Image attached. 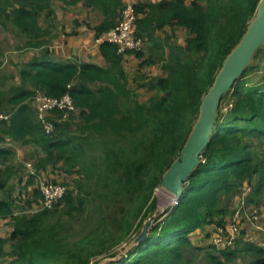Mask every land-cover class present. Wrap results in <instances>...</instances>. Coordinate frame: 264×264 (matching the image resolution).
I'll use <instances>...</instances> for the list:
<instances>
[{"label": "trees", "instance_id": "1", "mask_svg": "<svg viewBox=\"0 0 264 264\" xmlns=\"http://www.w3.org/2000/svg\"><path fill=\"white\" fill-rule=\"evenodd\" d=\"M50 1L0 0V17L11 18L28 37L29 47L40 48L49 31L41 29L38 17L52 13ZM57 1L69 6L83 1L99 9L104 20L94 29L95 39L117 26L124 6L122 0ZM258 1L132 4V35L142 39L145 49L128 54L137 58L140 69L158 66L162 73L138 75L134 89L128 87L124 56L106 42L99 44L104 67L76 59L55 62L47 54L21 65L20 86L0 91V111L9 115L1 124L0 137L5 134L14 141L36 144L46 155L45 164L58 170L63 163L65 172L78 174L81 182L70 190L64 182L41 180L66 187L53 207L64 208L66 221L50 210L14 215V201L0 200V219L12 225L8 236L0 238L1 264H88L90 247L97 243L104 251L108 238H117L107 230L109 218L123 231L130 230L128 219L133 215L142 224L155 212L153 190L179 155L202 98L244 34ZM165 28L170 34L156 35ZM180 29L186 32L181 44L173 40ZM256 59L259 63L248 68L231 89L229 109L226 113L219 109L214 135L175 210L155 220L145 239L119 264H264L263 250L248 240L244 228L232 247L216 249L210 244L204 249L192 241L206 226L215 230L228 222L242 187L252 188L247 199L254 208L264 192V151H256L264 148V49ZM254 69L262 74L257 83L248 79ZM140 89L148 95L143 101L136 92ZM36 93L56 99L68 93L78 112L79 131H69L73 113L63 120L54 112V131L46 134L31 108ZM5 187L0 179V190ZM34 193L39 208V188ZM95 214L94 227L72 245L66 242L65 224L83 219L87 229Z\"/></svg>", "mask_w": 264, "mask_h": 264}, {"label": "crops", "instance_id": "2", "mask_svg": "<svg viewBox=\"0 0 264 264\" xmlns=\"http://www.w3.org/2000/svg\"><path fill=\"white\" fill-rule=\"evenodd\" d=\"M160 1L162 0H122L123 4L130 3L136 5L156 4ZM187 1L189 0H185V2ZM49 9L52 13H43L41 15L42 23L38 21V24L42 30L46 29V31L51 32L55 29L54 32L57 31V33H51L53 36L50 39V43L45 47H40L37 51L30 48L25 56H21L19 59L20 64H15L16 70L12 75L13 78H10V86H20L21 80L18 72L22 64L28 63L32 58L40 57L43 54H47L48 58L55 62L76 59L81 63L94 64L100 67L105 66V61L99 52V45L95 42L94 29L101 25L104 20L100 10L86 6L83 1L78 2L74 6H69L57 0L50 1ZM51 16L52 20H50ZM156 35H158V32H156ZM173 40L181 44L184 39H179L176 35ZM178 40L180 41L178 42ZM138 63L139 61L133 54H127L123 58V68L128 78V87L130 89L135 88V76L142 74L141 72L146 69V67L140 69ZM151 68H155L152 76L162 74L158 66L150 67V71ZM127 69H130V71L127 72ZM26 88H29V85H26ZM140 90L136 92L138 93ZM31 108L34 112L35 120L34 104ZM45 159L46 155L42 149L34 143L14 141L5 134L0 137V160H4L1 163L2 167H0V179L6 183V187L0 190V200L10 197L14 201L12 203L14 215L31 214L36 211L37 200L35 199L34 191L37 190L38 184L41 181L39 178L40 174H47L50 167L49 164L44 163ZM43 164H45L44 169L42 168ZM44 170L45 172H43ZM237 201L238 199L236 198L234 205L235 203L237 205ZM262 218L263 216H261ZM11 229L12 225L7 220L0 219V238L7 237ZM208 229L213 230L214 226H206L204 231ZM245 230L248 240L259 243L261 239L259 231L253 230L251 227H246Z\"/></svg>", "mask_w": 264, "mask_h": 264}, {"label": "rangeland", "instance_id": "3", "mask_svg": "<svg viewBox=\"0 0 264 264\" xmlns=\"http://www.w3.org/2000/svg\"><path fill=\"white\" fill-rule=\"evenodd\" d=\"M50 20H52V16L50 17ZM38 21L39 23H42V16L38 17ZM54 25L56 24L54 23ZM54 30L55 29L49 32L48 35H44V37L41 38L44 47L50 43V39L53 36V34L51 35V33H57V31L54 32ZM43 31H46V29ZM165 34H170V30L168 28H165L163 31L158 32V36L160 37L165 36ZM176 35L179 37V39L186 38V32L184 30H179L178 33H176ZM179 41L180 40H178V42ZM28 42H29L28 37L23 33H21L16 28V26L12 23L11 18L7 17L6 15H1L0 17V91H2L3 89H7L10 86V82H9L10 78L11 79L13 78L12 75L16 70L15 64L18 63L20 64L19 59L21 58V56L22 55L25 56V54L28 52L30 48L35 49V51L38 50V48L29 47ZM143 49H145L144 44L142 50ZM258 63H259V59H256L254 60L253 65H256ZM261 65L264 67V62ZM154 70L155 68H151V71L149 68H146L144 71L141 72L142 74L140 75L144 74L147 77H151L153 72H155ZM129 71L130 69H127V72ZM261 75L262 74L261 72H258V69H254L248 75V79L253 80L254 83H257L260 81ZM135 78H137V76H135ZM230 93L228 94L227 96L228 98L226 100L221 101L220 108L222 113H226V111L229 109L228 102L229 100H231L230 98L231 96H229L231 95ZM137 95L139 96V99H142V101L148 98L147 92L143 89H141L137 93ZM73 114L74 115L72 116L70 122L71 127L69 128V131H71L72 133L78 132L81 126L78 117V112L75 111ZM256 151L258 153H262L264 151V148L262 147V149H256ZM3 162L4 160H0V167H2L1 163ZM52 168L53 167L51 166L48 168L49 170L45 176L47 178L40 175L39 177L40 180L52 178L53 180L56 181L58 180V182H64L69 187L70 190L75 189L76 184L78 185V183L81 182V177L78 174H68L67 172H65L63 163L59 164L58 170ZM152 198L156 200L155 212L149 215L142 222V224H139L140 219L135 218L134 217L135 215L130 217L128 219L130 222H132V226L130 230H126L124 228L123 231H119L118 226L115 223L112 225L110 223L111 218H109V220L107 221L108 224L105 225L107 226V230L117 238L114 241L108 238V246H107L108 248H105L104 251L103 249L100 248V246L96 245L97 243H95L92 247H90L88 251V255L89 252H92V255L88 256L89 257L88 264H119L124 259H126L129 253L138 245L136 239L140 235L144 225L147 222H150L148 227L149 230L152 226H154L155 220H157L161 216H164L174 206V201L172 197L169 196L166 192H164V190L160 188V184L154 188L151 199ZM257 201L259 203L257 207H255V210H257L259 216H263V218L260 221H261V225L264 227V192L259 198H257ZM235 205L233 202L231 210L234 209ZM35 210L37 211L39 210V208L37 207ZM63 210L64 208L58 207L57 209L53 208L50 211L53 213L54 211L57 212V216L55 217L59 216L61 220L66 221L67 216L64 215ZM75 213H77V211ZM232 215L228 217L226 221H230ZM96 217L97 214H95V218L90 221V225L87 229H85V225H83L82 223L84 222L83 219H79L77 221L65 224L64 230L66 231H64L63 233L68 236L66 242L72 245L73 243L79 241L86 234L88 230H90L92 227H94L97 224L98 220L96 219ZM245 225L246 227H249L247 224ZM214 232H215L214 229L205 230L203 233L201 232L199 234L193 235L192 241L195 245H200V247L207 249L210 245L209 242L210 237ZM97 248H99V251H97ZM1 263H3V259H0V264Z\"/></svg>", "mask_w": 264, "mask_h": 264}, {"label": "water", "instance_id": "4", "mask_svg": "<svg viewBox=\"0 0 264 264\" xmlns=\"http://www.w3.org/2000/svg\"><path fill=\"white\" fill-rule=\"evenodd\" d=\"M264 49V0H259L255 13L238 43L222 62L212 85L201 100L198 115L176 159L162 174L160 187L172 194L173 212L181 200L188 180L201 162L217 125L220 104L243 73L253 65L256 55ZM150 222H147L136 242L146 237Z\"/></svg>", "mask_w": 264, "mask_h": 264}, {"label": "built area", "instance_id": "5", "mask_svg": "<svg viewBox=\"0 0 264 264\" xmlns=\"http://www.w3.org/2000/svg\"><path fill=\"white\" fill-rule=\"evenodd\" d=\"M134 23L135 13L133 5L124 3L121 18L117 26L96 38L95 42L98 45L106 42L116 46L117 53L121 56L139 52L143 48V41L132 35ZM32 102L35 107L37 121L41 124L46 134L54 131V112H59L62 116L61 118L65 120L75 111L73 101L68 93L59 99L47 97L42 93H36ZM8 118V114L0 111V131L2 122L7 121ZM38 188L41 195L39 210H51L57 202L62 200L66 193V187L61 183L53 184L51 182L40 181ZM251 192V187H242L237 196L238 201L233 209L231 220L217 226L215 232L210 237L209 242L214 248L223 249L232 247L241 230L245 229V224H247L252 229L260 232L261 239L258 246L264 252V227L261 225V216L258 215L257 210L250 205L247 199Z\"/></svg>", "mask_w": 264, "mask_h": 264}, {"label": "bare ground", "instance_id": "6", "mask_svg": "<svg viewBox=\"0 0 264 264\" xmlns=\"http://www.w3.org/2000/svg\"><path fill=\"white\" fill-rule=\"evenodd\" d=\"M161 188V187H160ZM162 189V188H161ZM162 190H164V189H162ZM164 192H166L169 196H171L172 197V199H173V196H172V194H170L169 192H167V191H165L164 190ZM173 201H174V199H173Z\"/></svg>", "mask_w": 264, "mask_h": 264}]
</instances>
